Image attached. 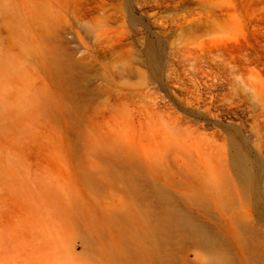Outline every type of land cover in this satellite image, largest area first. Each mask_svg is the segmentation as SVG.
<instances>
[{
  "label": "rangeland",
  "instance_id": "rangeland-1",
  "mask_svg": "<svg viewBox=\"0 0 264 264\" xmlns=\"http://www.w3.org/2000/svg\"><path fill=\"white\" fill-rule=\"evenodd\" d=\"M3 18L0 264H163L145 211L172 209L221 239L169 215V264H253L236 238L264 250V0H0Z\"/></svg>",
  "mask_w": 264,
  "mask_h": 264
},
{
  "label": "bare ground",
  "instance_id": "bare-ground-1",
  "mask_svg": "<svg viewBox=\"0 0 264 264\" xmlns=\"http://www.w3.org/2000/svg\"><path fill=\"white\" fill-rule=\"evenodd\" d=\"M0 25L4 26V28L8 29V22L6 21L5 18L0 19ZM60 64L62 65V63H60ZM63 65H65V64H63ZM237 161H238L239 164L241 163V157L240 156L237 159ZM130 178H131V181L133 182L134 186L136 187L137 192H140L141 189L145 188V185H146V184H144L145 181L143 182V179L139 175H136V173L135 174H130ZM240 179L243 182H247L248 173H247V170L244 169V168H241ZM147 185H148V183H147ZM140 187H141V189H140ZM150 187L153 188V189H151V190H153L152 193H151L152 197L157 198V199L160 198L158 200L160 201V203L162 202L164 204L165 203L164 201H165L166 197L164 198V197L160 196L159 195L160 193L158 194L159 191L158 190H154L155 189L154 186L151 185ZM159 190H161V189H159ZM162 191H160V192H162ZM151 194L149 195L150 197H151ZM229 197H231V196H229ZM233 200H235V199H233ZM146 206L148 208H150L148 205H146ZM188 206H191V205H188ZM186 208H187V206H186ZM178 211H177V209H172L171 212L169 211L170 212L169 214L168 213H164V215L160 214V216H157L158 214L154 215L151 210L145 211V212H147V217H146L145 229H144V232H142V237L141 238H142V240H144L145 247H146V249L149 252L157 253V254H159L161 256V259H162L161 261H162L163 264H169L168 253H167L168 252V250H167L168 246H170V244L172 245V243H174L175 241L177 243L181 242V240H179V238L175 237L172 234V229L174 227H173V225H171L172 223L170 224V219L168 218L169 215H173V216H175L174 218H178L177 221H175L176 219L174 220V222L176 224L175 225L176 227H182L180 229L185 230L186 233L193 234V235H195L197 237H200L199 239L201 240V242L203 241L205 244H208V245L213 247V246L219 245L218 244L219 242H217V240L219 241L221 239V237L218 236V235L213 236L212 234H209L208 232H206L205 227L202 226L201 224L195 222L194 218L192 219V217H189V216H186V215L184 216L183 214H181V213H183V211L182 212L179 211L180 213ZM243 230L245 232H247L248 235L251 234L253 236L252 230L249 227H244ZM175 231H178V230H175ZM135 236H136V234H135ZM236 240H237L236 242L240 246H242L243 248H245L249 252L250 260H252L253 264H264V250L262 249V247H261L262 245L258 241L253 239L251 236H249V237L248 236L237 237ZM140 248H142V247H140ZM222 264H235V262L232 261V260H226V263H222Z\"/></svg>",
  "mask_w": 264,
  "mask_h": 264
}]
</instances>
